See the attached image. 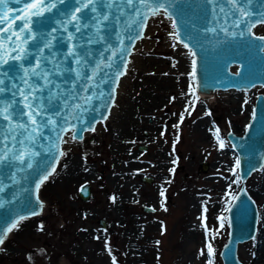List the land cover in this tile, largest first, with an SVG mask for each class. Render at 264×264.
Wrapping results in <instances>:
<instances>
[{
	"label": "rangeland",
	"instance_id": "374dc122",
	"mask_svg": "<svg viewBox=\"0 0 264 264\" xmlns=\"http://www.w3.org/2000/svg\"><path fill=\"white\" fill-rule=\"evenodd\" d=\"M170 32L171 22L163 15L153 21V32L136 51L107 123L63 149L62 160L76 161L78 175L56 177L48 184L54 173L41 185L42 212L8 233L0 246V264H220L229 229L226 209L240 185L234 183L239 168L226 135L245 130L264 87L216 91L208 99L197 91L195 97L189 95L192 57ZM258 34L264 36V27ZM146 61L154 67L141 73ZM144 76L153 82L142 85ZM135 99L146 112L138 116L132 134L124 137L125 147L117 152L112 149L114 128L124 103L134 105ZM86 183L92 195L82 201L78 189ZM246 189L257 206L261 248L264 166L251 174ZM256 241L257 236L239 244L242 264H264Z\"/></svg>",
	"mask_w": 264,
	"mask_h": 264
},
{
	"label": "water",
	"instance_id": "95a60500",
	"mask_svg": "<svg viewBox=\"0 0 264 264\" xmlns=\"http://www.w3.org/2000/svg\"><path fill=\"white\" fill-rule=\"evenodd\" d=\"M217 4L225 9V13L229 14L228 25L232 24V18L230 17L229 9L230 5L227 0H217ZM245 8H249L253 15L258 19L260 14H264V0H251V4H243ZM25 5L23 3H6L0 5V12L4 13V16H0V19H5V25L3 26L5 31L3 32L4 37V48L7 49L8 53L15 55L12 49L18 47L21 41L17 40V35L23 36L24 33L17 32L13 34L12 28L15 25L11 22L12 14L15 13L17 16L23 14ZM61 7L71 8V3ZM139 7V5H138ZM115 8L121 9L128 12L127 22L131 23L133 17L130 14V9L126 4L116 5ZM177 8L183 9V16L180 20H177L178 24H181V20L187 21V26L181 24V35L184 42L189 43V49L184 48L190 54V49L196 51L197 56V81L199 85L197 92L203 94H213L214 92H223L228 90L235 91H249L256 87H264V48H258L257 45L264 44V41L248 39V33L245 29V38H232L227 36L222 28L227 27L224 23L225 13L217 11L214 13L212 6L209 5L206 0H182V3L177 5ZM147 11V10H145ZM115 15V13H114ZM113 23L116 24L115 29L109 26L107 33L108 37V48H111L112 52L119 53L120 47L117 46L118 40L123 39L125 44L128 43L127 36L124 34L123 23L117 22L114 19ZM160 17L149 16L146 21V25L143 28V38L137 39L134 42V47L130 49L131 55L135 47L145 43V34L153 32L151 20ZM163 17H166L163 15ZM219 18V20L217 19ZM71 19V15L67 17L63 14L49 15L47 19H35L34 18V32L37 37V41H29L32 47L24 45L30 52H37L36 43H39V47L43 48L44 56L49 57V61L45 62L43 58L36 55V59L40 60L42 69L49 73V79L54 83L51 91L53 93V102L48 105L50 111L47 113L53 119H57L59 115L66 114L69 123L65 125V128L80 129L84 127L86 130L77 131V138L75 141H81L86 133L92 132L87 130L94 127L95 130H100V123H104L109 119L111 109L116 100V97L121 89V82L127 77V68L122 70L124 74L117 76L109 74L103 76V79L96 80H81L78 82L79 86L76 88V93L79 95L78 100H73V85L76 83L73 76L71 75H51L53 71V65L51 60L57 61L64 60V53L72 47V44H63L64 40H67V33L63 31L64 27L68 28L69 32H74V29L68 20ZM123 20V17H122ZM171 21V20H170ZM17 23L19 21L17 20ZM261 23L252 29L253 37H264L256 34L261 28ZM53 29H56L53 31ZM212 29H216L213 32ZM228 31H238L231 27H228ZM191 32L195 37L190 42L187 39V33ZM47 33V35L41 40V34ZM79 36V34H77ZM11 36V42L8 37ZM56 37V39H53ZM48 42L54 45L52 53L45 46ZM84 44V39H78L73 43ZM182 46V44H180ZM92 52L91 58L87 63V70L89 74L94 71L95 63H107V60L102 61L101 56L106 55L108 60L114 59L111 52L105 47L104 44H94L90 47ZM53 53H58L54 55ZM131 55L127 56L124 63L127 64L130 61ZM191 56V55H190ZM192 57V56H191ZM5 59H10V56L4 54ZM118 58V57H117ZM193 59V57H192ZM25 67L35 68V61L29 64H25ZM67 67H73L80 71L79 66L69 60L66 63H60L59 69L65 70ZM42 69H37L40 72ZM233 69H236L233 71ZM11 74V73H10ZM12 75H15L14 73ZM5 83L0 85L4 87L5 94L0 96V101H10L12 99V93L16 88H23V84L17 79L13 80L10 77H5ZM116 80L117 83L113 84ZM43 86V81H40ZM99 85L96 87V85ZM92 87L88 88V91L80 92L79 87ZM101 93L103 95H101ZM48 92H44V96H47ZM66 95V99H65ZM91 96L92 100L90 103H85V96ZM100 98L97 99L96 97ZM18 100H22V97H17ZM79 104L82 107L77 109L74 105ZM61 105H70L67 112L66 108ZM95 109L94 111L92 109ZM19 111V109H17ZM253 111L256 116L253 115L249 118L245 130L240 134L236 135L233 132H228L226 137L232 146V150L236 155L237 160L240 161L239 167V179L240 185L235 194V198L231 201L228 208L231 211H227V221L229 225L228 237L220 251V264H242L237 255V249L239 244L251 240L257 236L255 248H259V226H258V210L256 203L249 195L246 189V181L251 174L264 166V95L262 93L257 94ZM72 112H79V116L76 120H73L71 115ZM56 113L57 115H53ZM106 117V118H105ZM27 117H25V120ZM87 121L85 125L83 122ZM94 122V123H93ZM62 123V121H61ZM6 132V126L4 122H0V134ZM45 139L38 141L42 147L33 148L31 144L25 142L22 147L29 152H41L42 155L33 156L30 162L33 164L32 169H26L23 165L13 164L11 166L5 165L0 167V185L3 186L0 190V230L4 232L7 228L11 227L13 223H16L21 216L33 217L37 216L42 212V208L37 206V197H39V203L42 204L39 190L35 188V183H39V180L43 178L41 170L48 163L52 162L53 155L56 160H60L61 156L58 155L59 151H63L64 147L70 146L68 139H72L73 132L67 131L62 132V139L56 140V133L50 132L49 129H43ZM67 141V143H64ZM3 146L0 145V152H2ZM11 144H9V151H11ZM55 168L57 164L53 165ZM202 169L207 168V164H202ZM50 171V169H49ZM40 172L39 178L37 173ZM143 182H150V179H143ZM91 188L88 183L82 184L78 189V196L82 201H88L91 198ZM43 205V204H42ZM35 210L36 215L33 214ZM144 211L151 212L152 208H144ZM230 222V223H229ZM99 225L102 228H106V222L103 219H99ZM8 234V232H7ZM7 237V235H6ZM1 246V245H0Z\"/></svg>",
	"mask_w": 264,
	"mask_h": 264
},
{
	"label": "snow or ice",
	"instance_id": "6c2138e0",
	"mask_svg": "<svg viewBox=\"0 0 264 264\" xmlns=\"http://www.w3.org/2000/svg\"><path fill=\"white\" fill-rule=\"evenodd\" d=\"M206 2L212 6L214 13L217 9L219 12L225 13V9L217 4V0H206ZM227 2L231 6L229 13L232 18V24L228 25L229 14L225 13L224 23L227 27L222 28L221 31L232 38H236L238 36L240 38H245L246 29L248 39L255 38L256 40L264 41V37H253L252 34V29H254L258 23L264 24V14H260L257 19L249 8L242 6L245 3L250 5L251 0H227ZM6 3H23L25 5L22 15L17 16L13 13L11 17V22L15 25V27L12 28L13 34L20 32L24 33V35H17V40L21 41V43L18 47L12 49V52L16 54L11 55V53H8L7 49L4 48L3 32L5 29L3 26L5 25V19H7V17L0 19V85L5 83V77H10L13 80L18 79L24 87L16 88V90L12 93V99L10 101H0V122H4L6 126V132L0 134V145H2L4 149L0 152V167L5 166L6 164L11 166L18 163L19 165H23L26 169L36 171L33 169V164L30 162V159L33 156L42 155V153L35 151L29 152L22 147H18V145L23 146L27 141V143L31 144L33 148L42 147L38 141L45 139L43 129H49L50 132L56 133L57 141L62 139V132L72 131V139L75 140L77 138V131L86 130L84 127H81L78 130L75 129V127L66 129L65 125L69 123L66 114L59 115L57 119H53L51 116L47 115L50 111L48 105H51L53 102V93L51 89L55 85L49 79V73L42 69L41 62L36 59V55L39 54L45 62L49 61V57L44 56L43 48L39 47V43H36L35 45L37 52H30L28 48L24 46L29 45V47H32L33 45L30 44L29 41H37V37L34 32V18L47 19L49 15L54 16L55 14L61 13L65 17L71 15V19L68 20V24L72 26L74 32H69L67 27L63 28V31L68 34L67 40H64L63 44H72V47L64 53V60L62 62L55 59L51 60L53 65L51 75L73 76L74 81H76L72 89L73 100L79 99V95L76 93L79 81L96 80L98 78L103 79V76L109 74V70H111L110 74L113 76L118 77V75L124 74L122 70L127 68V64L124 63V60L127 56L131 55L130 49L134 47L135 40L143 38V28L145 27L149 16L164 15L171 20L172 32H170V36L173 40L182 44L183 48L189 49V43L184 42L181 35V24L187 26L188 22L181 20V24L177 23V20H180L183 16V9L177 8V5L181 4L182 0H0V5H4ZM69 3H71V8L61 7L68 5ZM124 4H126L128 9L131 10L130 14L133 17L131 23L127 22V17L129 15L128 12L115 8L116 5ZM113 15L117 22L123 23L124 34L127 36L128 40L127 44H125L123 39L118 40L117 46L120 47L119 53L112 52L111 48H108L107 33L109 26L111 25L112 29H115L116 27V24L112 22ZM0 16H4V13L0 12ZM217 19L219 20V18ZM17 20L19 23H17ZM228 27L238 31L229 32ZM55 30L56 29H53V31ZM212 31L216 32V29H212ZM77 34H79V36ZM46 35L47 33H42L41 40H43ZM81 38L84 39L86 43H73V41H78V39ZM194 38L195 37L191 32L187 33V39L189 42ZM53 39H56V37H53ZM8 40L11 42V36L8 37ZM94 44H104L108 51L111 52L114 59L108 60L106 55H102L101 60H107L108 62H93L94 71L89 74L87 70V63L92 56L90 47ZM45 46L49 49V52L52 53L54 45L51 42H48ZM175 46L176 45L173 44V47ZM257 47L264 48V44L257 45ZM4 54L9 55L10 59H5ZM53 54L58 55V53ZM190 55L193 57L191 73L192 84L189 85L188 94L195 97L196 90L199 87L196 83L197 53L196 51H192L190 49ZM69 60H71L74 65L79 66L81 70L78 71L73 67H67L65 70L58 71L60 63H66ZM33 61H35L36 64L35 68L25 67V64L31 65ZM173 67H175V65H173ZM37 69L42 70L37 72ZM13 73L15 75H12ZM40 81H43V86H41ZM116 83L117 81L114 80L113 84ZM98 86L99 85L97 84L96 87ZM90 87H92V85H88V87L80 86L79 90L80 92L86 93ZM46 91L48 92V95L44 96V92ZM4 94V87H0V96H3ZM101 95L103 94L101 93ZM17 97H22V100H18ZM66 98L67 97L65 95V99ZM96 98L99 99L100 97L97 96ZM84 100L85 103L88 104L91 102L92 97L86 95ZM61 106L66 108V112L68 107H70V105ZM74 107L79 109L82 106L76 104ZM17 109H19V111H17ZM92 110L94 111L95 109L93 108ZM53 115L55 116L57 114L53 113ZM71 115L73 120H76L80 114L79 112H72ZM252 115L253 117L256 116L255 111H253ZM25 117H27L26 120ZM183 118V115H181V123L183 122ZM83 123L85 125L88 124L87 121H84ZM87 130L95 131L94 127ZM218 133L219 130L217 129L219 147L223 149L225 142L219 137ZM64 143H67V141H64ZM9 144H11V151H9ZM58 155L63 156L65 153L63 151H59ZM58 163L59 161L56 160L55 155H53L52 162L45 165V167L41 170L42 173L46 174H44L43 178L39 180V183H35L37 191L41 185L55 173L56 169L53 165ZM236 167H240L239 160L236 161ZM171 171L174 172L175 169H172ZM40 174V172L37 173V178H39ZM233 175H236V173L233 172ZM239 182V178L234 181V183L237 184ZM2 188L3 186L0 185V190H2ZM163 195L164 193L161 192V196ZM112 200L115 202V197H113ZM37 202V206L42 208L43 205L39 203V197H37ZM0 207H3V205L0 204ZM204 211L206 212L207 208H205ZM226 211H231V208L226 209ZM33 214L36 215L38 213L33 210ZM23 219H25V217L21 216L16 223H13L11 227L7 228L6 232L0 230V245L4 243L7 232H11L13 229H16L20 221ZM204 227L207 232V225L205 224ZM223 227L224 224L221 222L220 228ZM207 248L209 255H211L213 252L212 245L210 243L207 244ZM201 254L203 255V251ZM208 264H212V260H209Z\"/></svg>",
	"mask_w": 264,
	"mask_h": 264
},
{
	"label": "bare ground",
	"instance_id": "6f19581e",
	"mask_svg": "<svg viewBox=\"0 0 264 264\" xmlns=\"http://www.w3.org/2000/svg\"><path fill=\"white\" fill-rule=\"evenodd\" d=\"M165 18H167V17H165ZM156 19V18H155ZM155 19H152L151 20V23H152V27H153V21L155 20ZM168 19V18H167ZM169 20V19H168ZM171 22V21H170ZM262 27H264V25H261V28H260V30L259 31H256V34H258V32H260L261 31V29H262ZM149 33H147V34H145V43H143V44H146V42H147V35H148ZM259 35V34H258ZM180 44V43H179ZM140 46V45H139ZM139 46H137V47H135L134 48V50H133V53H132V55H131V58H130V61H129V63H128V67H127V72H128V69H129V67H130V64L132 63V61H133V58H134V56L136 55V51H138V48H139ZM191 61V60H190ZM150 63H148V61H146V63L143 65H141L142 67L144 66V68H142L141 67V73H145L146 72V70H148V68L147 67H149V69H152L153 67H154V62H152V61H149ZM191 65V64H190ZM140 68V67H139ZM146 68V69H145ZM236 69H233V71H235ZM143 79H144V82L142 83V85H146V84H149V82H153V80H151L149 77H147V76H144L143 77ZM123 83H124V80L121 82V89H120V91H119V93H118V95H117V97H116V100H115V102H114V104H113V107H112V109H111V112H110V116H111V114H112V112L115 110V107H116V102H117V100L119 99L118 98V96H119V94L121 93V90H122V86H123ZM197 91V90H196ZM229 91V90H228ZM198 94H199V97L200 98H204V99H208V98H211V97H209V96H213L214 95V93L213 94H203V93H200V92H197ZM135 95V94H134ZM142 96V95H141ZM137 97H139V96H137ZM137 97H136V99H137ZM185 97H187V96H183V98L185 99ZM135 99V101H136V103L133 105V104H131V103H129L128 104V102H125L124 103V109L122 110V112H121V114H120V117H119V120H118V125H116V128H114V133H115V136H113V138L116 140V143H114L113 144V146H112V149L114 150L115 149V151H121V149H123L124 147H125V142H126V139L127 138H124V137H128V136H130V132H131V134H132V129H133V127H134V125H135V123L137 122V118H138V116L140 115V114H142L143 112L145 113L146 112V109L143 107V106H141V105H139V102L137 101ZM150 99V98H149ZM131 100L133 101V98H131L130 99V101L129 102H131ZM157 100V99H156ZM155 100V101H156ZM143 102V101H142ZM144 102H145V100H144ZM118 106V105H117ZM110 116H109V118H110ZM109 120V119H108ZM104 123H107V121L106 122H104ZM101 125H103V123H100V126ZM105 127H107V125L105 124ZM199 128H202V124H200L199 125ZM98 130V129H97ZM96 131V130H95ZM90 133V132H89ZM88 133H86L85 134V136L87 135ZM236 135H240V134H236ZM84 136V137H85ZM71 140H73V139H68V141H69V143H71L72 141ZM62 157V156H61ZM62 158H60V161H59V163H58V165H57V167H56V172H55V174L52 176V178L50 179V181H48V184H49V182H51L52 180H54L56 177H60V176H63V177H66V178H70V177H72V176H75L76 174H77V172L75 171V169L76 168H74L73 167V162H74V160H70V159H66V158H64L62 161ZM235 160V159H234ZM76 162V161H75ZM74 162V163H75ZM78 175V174H77ZM74 178V177H73ZM72 180V179H71ZM74 180V179H73ZM58 181V180H57ZM69 183V182H68ZM67 184V183H66ZM42 202V201H41ZM42 204H43V202H42ZM44 206V205H43ZM43 210V209H42ZM9 233V232H8ZM7 236H8V234H7ZM6 239V238H5ZM260 249V251L258 252V254H263L264 253V246H262L261 248H259Z\"/></svg>",
	"mask_w": 264,
	"mask_h": 264
}]
</instances>
